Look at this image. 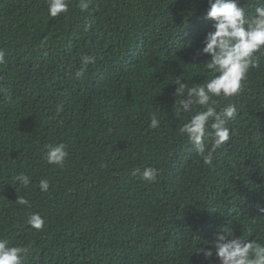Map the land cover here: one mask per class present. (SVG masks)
Masks as SVG:
<instances>
[{
    "label": "trees",
    "instance_id": "16d2710c",
    "mask_svg": "<svg viewBox=\"0 0 264 264\" xmlns=\"http://www.w3.org/2000/svg\"><path fill=\"white\" fill-rule=\"evenodd\" d=\"M67 2L53 18L46 0H0V238L27 248L22 264H217L198 251L224 228L264 244V53L239 94L213 97L237 114L204 164L179 133L194 113H178L174 94L178 79L213 75L197 54L213 23L207 0ZM256 2L240 0L249 13ZM57 142L63 165L44 159ZM149 166L153 183L135 172ZM34 212L42 230L27 224Z\"/></svg>",
    "mask_w": 264,
    "mask_h": 264
},
{
    "label": "clouds",
    "instance_id": "9594fccd",
    "mask_svg": "<svg viewBox=\"0 0 264 264\" xmlns=\"http://www.w3.org/2000/svg\"><path fill=\"white\" fill-rule=\"evenodd\" d=\"M46 2L50 17L54 18L68 11L67 0ZM207 5L203 19L213 23L202 41L203 47L197 54H207L210 57L204 67L213 75L204 83H193L192 86L185 80L178 79L174 95L178 113H194L179 128V133L187 137L204 164L210 165L216 149L230 140L231 130L228 124L237 114L234 103H228L217 110L213 97L236 96L242 91L249 69L259 67V57L256 53H264V0H257L254 13L247 12V8L241 6L240 0H207ZM80 7L87 10L89 3L81 0ZM86 27L90 28L91 22L87 23ZM134 48L141 49L144 46ZM130 53L123 50V60L119 65L126 67L129 72L132 69ZM4 56V51L0 50V63L4 62ZM81 60L87 66L95 62V57L85 55ZM195 106L201 108L197 110ZM159 126L160 121L153 114L149 127L157 129ZM209 137L212 139L210 147L206 144ZM67 156L66 145L62 142L45 146L44 159L48 164L63 165ZM135 172L140 173L141 179L149 183L155 182L158 175L157 169L151 166L145 167L142 172L140 169ZM15 180L25 187L31 183L30 177L24 173L17 175ZM49 187L47 179L40 180L41 192H46ZM16 203L31 206L23 196H17ZM258 210L264 215V207H259ZM44 223L43 217L37 212L27 218V224L36 230H42ZM233 236L231 229L224 228L216 234L215 239L209 240V248L198 252H202L205 259L215 260L217 264H264V244ZM26 252L27 248L12 245L8 239L0 238V264H22L23 254Z\"/></svg>",
    "mask_w": 264,
    "mask_h": 264
}]
</instances>
